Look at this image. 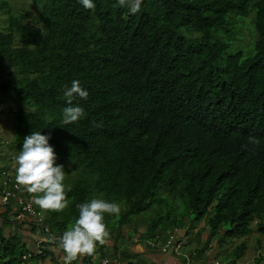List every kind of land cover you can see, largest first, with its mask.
Returning a JSON list of instances; mask_svg holds the SVG:
<instances>
[{
  "label": "trees",
  "instance_id": "trees-1",
  "mask_svg": "<svg viewBox=\"0 0 264 264\" xmlns=\"http://www.w3.org/2000/svg\"><path fill=\"white\" fill-rule=\"evenodd\" d=\"M0 10V59L14 68L0 92L17 104L15 148L37 145L57 174L64 165L76 178L62 196L56 173L47 186L38 181L28 195L39 211L47 206L41 222L66 240L70 224L104 234L114 205L121 227L156 202L168 207L146 228L153 238L185 226L181 198L189 223L206 219L209 238L223 231L220 243L251 233L255 220L264 233V0H44L36 18L0 0ZM251 10L255 54L229 53L224 34ZM20 211L0 209V264H21L30 250L25 239L38 227L15 220ZM51 246L30 260L44 264ZM245 250L237 246L227 264Z\"/></svg>",
  "mask_w": 264,
  "mask_h": 264
},
{
  "label": "rangeland",
  "instance_id": "rangeland-1",
  "mask_svg": "<svg viewBox=\"0 0 264 264\" xmlns=\"http://www.w3.org/2000/svg\"><path fill=\"white\" fill-rule=\"evenodd\" d=\"M10 7L12 8L13 12L15 14L21 13V12H27L30 13L33 18H36L38 15L41 14L43 9V3L44 0H6ZM255 11L251 10L250 13L246 16L243 15H237L234 18L235 23L231 24V32L228 34H224V39L228 42L232 43L231 48L229 49V53H236L239 51H242L244 53L245 57L252 56L255 54V44L258 40V34L256 32L255 27ZM235 16V15H234ZM7 16L4 13V11L0 10V27L6 28L7 24ZM187 33V30H185ZM189 35V33H187ZM193 35H197L196 33ZM7 61H3L0 59V84L6 80L14 70L11 69L8 66ZM13 107H17L16 102L14 101V96L9 94H3L0 92V169H7L10 174L26 189H29L32 187L33 183H36L34 186H38L40 184H43L44 186H47L45 184H48L49 181L52 182V179L57 174L55 168V165H53V161L50 157H43L40 155L38 151V146L33 145V148L27 149L24 153H21L17 151L15 148V126H16V116L13 113ZM15 109V108H14ZM57 160V159H56ZM55 161V160H54ZM46 174V176H42ZM58 184H56L54 190L56 191L55 194L59 193L64 194V191L72 184L76 178L73 177L74 172L68 171L67 169H64V166L60 167L58 170ZM48 178V179H46ZM40 181V184H38ZM44 187H41V190H43ZM159 197H168L166 192H159ZM101 198V197H99ZM37 201V199H36ZM174 199L168 197V199L165 200V204L167 203H173ZM179 202V213L180 218H183L186 223H189L191 219L193 218L192 210L190 207H188L187 204H185L181 198H178ZM156 209L159 207L158 204L155 202ZM44 210L46 211L47 206L43 205ZM120 208V209H119ZM110 211L115 213V215H111L112 217V223L116 221L121 215L122 207L119 206H113ZM46 214V213H45ZM154 212L149 213H143L141 215H134L132 219L129 221L127 225H124L122 229L126 230L125 236L122 235V238L116 241V239L113 236V233H109L107 237H97L92 234L89 237L84 238H76V231L74 228V225L70 224L67 226L65 231L67 241L63 244L64 246L72 245L76 242V239H79L81 241H84L85 243H79L77 245V249H75L72 252V256L77 258H81L83 255V251L85 250V247L87 245L89 252L94 253L91 248L92 245L97 250L99 249V245L101 244L102 240L104 241L109 240L110 247L112 248L116 244L118 245L119 249L122 252L130 251L131 250V242H133L136 233L135 229H141L140 235L143 238H148L146 233V228L148 227L151 218L154 217ZM141 219V220H140ZM135 221H137L135 223ZM142 221V223H141ZM206 225V220H204ZM132 223H135L136 227L132 226ZM119 225L118 222H116V226ZM257 220L253 221L251 223V233L244 235V236H236L229 240H227L223 245H219L217 243V240H213L211 242V246L213 248L207 249V260L206 262L208 264H219L221 263L223 257H226L228 253H232L236 246L244 243L247 245V249L245 250V253L243 257L240 259L239 264H264V259H262L260 262L257 261V259L262 255L264 257V233H261L257 228ZM160 227H163L161 225ZM98 227L91 226L89 230H96ZM178 228H174L173 230H177ZM10 229L7 228V232ZM112 230L111 227L108 228V231ZM117 230L120 231L121 227H117ZM189 233L187 234V240L188 243L185 245L186 250H193L199 246H204L205 241L207 239V232L202 230V226L200 225L195 230L189 229L187 227L183 229H179L177 232L173 233V236L177 238L179 236L178 234L186 235V231ZM197 231H200V239L197 238V235L195 236V233ZM53 233L56 234V229L52 230ZM112 232H116V229L112 230ZM158 232V231H157ZM170 227H166V236L171 234ZM23 233H27L24 232ZM32 233V231H30ZM96 234V233H95ZM222 232L218 235V238L221 236ZM82 235V234H81ZM127 236V237H126ZM128 238L130 242L128 243ZM183 240V237H180ZM152 239L162 242L161 239H157L156 237H153ZM44 242L45 240H41ZM127 241V242H125ZM185 241V240H184ZM108 243V241H107ZM92 244V245H91ZM114 244V245H112ZM201 244V245H200ZM35 245V244H33ZM65 249L69 251V248L65 247ZM110 253H113L110 251ZM104 255L105 253H101ZM179 254H185V250H180ZM95 257L97 258V253H94ZM112 261V258H111ZM50 263V261H47ZM20 264V263H19ZM30 264H36L34 261H30Z\"/></svg>",
  "mask_w": 264,
  "mask_h": 264
},
{
  "label": "clouds",
  "instance_id": "clouds-1",
  "mask_svg": "<svg viewBox=\"0 0 264 264\" xmlns=\"http://www.w3.org/2000/svg\"><path fill=\"white\" fill-rule=\"evenodd\" d=\"M259 38H260V36L258 35V40H259ZM62 166H64V165H62ZM64 169H65V166H64ZM2 171H7L10 174V172L7 169H5V168L0 169V180H2V178H3ZM10 177L13 179V181L10 182V184L11 185L18 184L21 187L22 192H20V193L22 196L25 197L26 202H28L32 205V209L30 210V212L22 211V206L18 203V201H15L14 199H11L10 203H8L7 205H3L2 207H0V209L3 211L6 209L7 206H11V205L16 206V207H20L21 211L16 215V217L14 219L19 220V221H29V223L33 222V224H35L38 227L36 232H33L32 228L29 229V232L32 231V233H30L29 236L25 240L27 241L30 250L28 253H26L24 255L23 261L21 264H30V261H31L30 259L33 258L37 253H40L42 251V247H44V245L48 244V243H51V245H52L51 250L53 251V255H52L53 257L50 256L46 260V262L49 260L51 262H55L54 264H56V263L71 264L73 262V260L76 261L75 264H82V259L86 255H88V257H90V255H91V261L93 264H126L127 262H124L123 258L125 255L124 253H127V252H129L131 256L135 257V258L131 259L132 260L131 263H135V264H157V263L150 262L149 260L147 261L146 259L141 258V257L138 258V256H136L135 253H138V252L135 251L134 249H136V245H139V244H143L147 248L152 249V250H158L161 253H163L164 255H172L174 258H177L183 264H208L206 262V260H207L206 258L208 255L206 250L213 248V246L210 245L213 240L218 239L217 243L219 242L218 236L213 237V238H209L210 237V228L207 226V222L205 225L204 220H206V219H204V220L199 221V222L185 223V226L177 227L178 228L177 230H173L170 227L172 232L168 236H166V228L163 230H160V231L157 230L158 232L157 231L155 232L154 237H156L157 239H161L162 242H158L152 238H146L145 239L140 235V232L142 230L141 229H135L136 236H135L133 242H131V250L125 251V252H122L119 248H116V246H113L111 248L110 245H108L110 239L107 240L108 243H107V241H104V239H103L101 244L98 247L99 248L98 250L95 247H93V245L91 244L92 245L91 250L94 253H97V256H98L97 258H94L95 257L94 253L93 254L90 253L89 249L86 245L85 250L83 251L84 256H82L81 258H79L77 260V258L72 256L71 251H74L75 249H77V245L79 243H85L84 241H81L79 239L84 238V237H89L92 234H94V236H97V237H99V235H101V237H107L110 232L114 233V232H112V230L116 229L117 227H120L119 225L116 226V221L111 223V224H108V225L106 224L103 227L104 232H105L104 234H102V232H100L99 228L96 230V232H94L95 230H91V231L88 230V233L85 235H81L80 230L75 229L76 238H79V239H76V242L72 245L64 246L63 244L67 240L63 236L59 235L58 232H56V234L53 233L50 226L46 225L44 222H41L43 215H45V210L43 208V204H42V206H40L41 211H39L37 208V206H39V205L36 204V197L35 196L29 197V195H28L32 190L37 188V186L32 185L31 188L26 189L19 182H17L16 179L11 174H10ZM57 184H58V181H57ZM19 195L17 194V196H19ZM0 199H1V193H0ZM15 202H17L18 204H14ZM177 203H178V201H177ZM175 205H176V202H175ZM119 207H121V205ZM167 207H168L167 205L163 204V205L159 206L157 209H156V207L154 209H152L153 210L152 212H154L155 213L154 216H156L158 210L163 209L164 211H166ZM105 210L107 212V205L105 206ZM211 212H212V209H211ZM211 212H210V214H211ZM21 213H25L24 219L18 218V215ZM122 213H123V211L121 212V214ZM108 214L109 215H115V213H113L112 211H110ZM175 214H177L176 211H175ZM193 218H194V216H193ZM127 224H125V225H127ZM134 225H135V223H132V226H134ZM200 225L202 226V230L206 231L208 234L207 239L205 241V244H203L204 246H199L193 250H186L185 245L188 243L187 234H189L186 230H185L186 235L178 234L179 236H177V238L175 236H173V233L177 232L179 229H183V228L187 227L189 229L195 230ZM123 226H121V231L123 233V236H125L126 230L122 229ZM109 227H111L112 230L108 231ZM135 227H136V225L134 226V228ZM221 232L223 233V231H221ZM22 233H23V231H22ZM105 234H107V236H105ZM196 235H197V238L200 239V237H201L200 231H197L195 233V236ZM113 236H114V234H113ZM180 237H183V240ZM41 240H45V241L42 242ZM200 241H201V239H200ZM129 242H130V240L128 241V243ZM224 243L219 242L218 246L223 245ZM33 244H35V245H33ZM104 245H106V247ZM112 245H114V244H112ZM65 247L69 248V251H68V249L66 250ZM101 248H103V250H101ZM182 249L185 250V254H179L180 250H182ZM246 249H247V245H246ZM110 251L113 253H110ZM101 253H105V254L102 255ZM201 253H203L202 256H201ZM111 258H112V261H111ZM240 259L238 260V264H239ZM46 262L44 264H46ZM219 264H227L225 257H223L221 263L219 262Z\"/></svg>",
  "mask_w": 264,
  "mask_h": 264
},
{
  "label": "built area",
  "instance_id": "built-area-1",
  "mask_svg": "<svg viewBox=\"0 0 264 264\" xmlns=\"http://www.w3.org/2000/svg\"><path fill=\"white\" fill-rule=\"evenodd\" d=\"M2 176L3 178L2 180H0V207H2L3 205H7L11 202V199H14L15 201H18V203L22 206V211L30 212V210L32 209V205L26 202L24 196H22L21 194L19 195V193H17V190H20V192H22L21 187L18 184H10L13 179L10 177V174L7 171H2ZM17 194L19 196H17ZM18 218L24 219L25 213L19 214Z\"/></svg>",
  "mask_w": 264,
  "mask_h": 264
},
{
  "label": "crops",
  "instance_id": "crops-1",
  "mask_svg": "<svg viewBox=\"0 0 264 264\" xmlns=\"http://www.w3.org/2000/svg\"><path fill=\"white\" fill-rule=\"evenodd\" d=\"M30 234V232H29ZM30 238V237H29ZM138 253H135L136 256L141 257L146 259L147 261L149 260L150 262L157 263V264H183L180 262L177 258H174L172 255H164L158 250H152L147 248L143 244L136 245V249H134ZM55 262L48 263L46 264H54ZM59 264V263H56Z\"/></svg>",
  "mask_w": 264,
  "mask_h": 264
},
{
  "label": "bare ground",
  "instance_id": "bare-ground-1",
  "mask_svg": "<svg viewBox=\"0 0 264 264\" xmlns=\"http://www.w3.org/2000/svg\"><path fill=\"white\" fill-rule=\"evenodd\" d=\"M43 253V252H42Z\"/></svg>",
  "mask_w": 264,
  "mask_h": 264
}]
</instances>
